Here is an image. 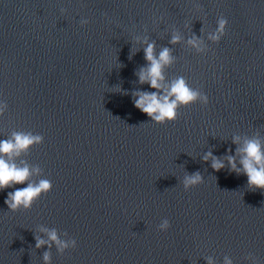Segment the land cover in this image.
Returning <instances> with one entry per match:
<instances>
[{
    "label": "water",
    "instance_id": "1",
    "mask_svg": "<svg viewBox=\"0 0 264 264\" xmlns=\"http://www.w3.org/2000/svg\"><path fill=\"white\" fill-rule=\"evenodd\" d=\"M153 42L172 57L162 95L183 77L208 96L165 124L133 103L156 91L136 75ZM13 133L43 138L9 162L52 189L16 211L5 198L27 181L0 190V264H264V190L237 152L252 139L264 150V0H0V140ZM53 229L76 247L36 248Z\"/></svg>",
    "mask_w": 264,
    "mask_h": 264
},
{
    "label": "clouds",
    "instance_id": "2",
    "mask_svg": "<svg viewBox=\"0 0 264 264\" xmlns=\"http://www.w3.org/2000/svg\"><path fill=\"white\" fill-rule=\"evenodd\" d=\"M228 20L220 16L217 21L215 33L210 35V39L219 43L221 38L225 35ZM180 37L173 35L170 43H177ZM189 43L199 49L198 38L194 37L189 40ZM155 43H150L144 51V59L147 62L141 66L136 73L138 82L148 83L149 86L156 91H142L139 89L133 90V103L142 113H145L150 120L159 124L173 122L179 118L178 109L180 106L187 107L200 101L202 104L208 103V96L204 92H200L187 84L183 77H178L168 88L164 89L165 94H161L163 85L161 81L165 79L162 69L172 61L170 56V49L164 47L157 57L154 52ZM125 94L126 91H125ZM40 135H32L30 133H13V139L0 140V190L5 188H14L17 184H24L27 181V186L22 188H15L14 191H9L4 203L11 211L18 210L21 206L25 209L32 207L33 203L40 198L42 194L48 193L52 189V182L46 179H41L38 183H33L29 180L31 171L29 167H18L12 160L13 154L20 155L21 150H26L34 143L42 141ZM238 138H233V143H236ZM231 152V149L228 150ZM238 153H242L239 163L243 166L242 170L247 176V184L250 188L264 190V150L258 139L247 140L242 148L237 149ZM7 157V159L5 158ZM207 161L211 159V167L215 171H219L225 166L224 160L213 155L208 151L202 157ZM226 159L229 164V170L235 171L238 174L241 172L237 168L236 159L232 155H227ZM38 171V169H37ZM204 178L200 172L185 174L183 177V187L187 191L203 183ZM170 227V222L166 218L159 225L162 230H167ZM36 248H40L45 243L51 247L55 243L58 251L63 252L65 249L76 247V240L72 238L70 241L61 240L55 229L48 232V241L40 237H35ZM43 259L47 262L50 260V253L45 252ZM209 264L211 260L209 259ZM226 264H231L230 260L226 259Z\"/></svg>",
    "mask_w": 264,
    "mask_h": 264
}]
</instances>
